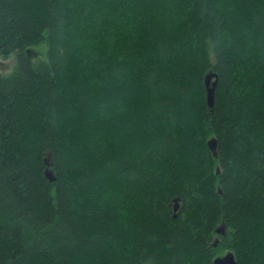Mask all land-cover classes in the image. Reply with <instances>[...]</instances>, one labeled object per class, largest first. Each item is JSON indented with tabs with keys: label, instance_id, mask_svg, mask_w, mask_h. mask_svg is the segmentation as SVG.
Returning <instances> with one entry per match:
<instances>
[{
	"label": "trees",
	"instance_id": "16d2710c",
	"mask_svg": "<svg viewBox=\"0 0 264 264\" xmlns=\"http://www.w3.org/2000/svg\"><path fill=\"white\" fill-rule=\"evenodd\" d=\"M12 55L0 264H264V0H0Z\"/></svg>",
	"mask_w": 264,
	"mask_h": 264
},
{
	"label": "water",
	"instance_id": "95a60500",
	"mask_svg": "<svg viewBox=\"0 0 264 264\" xmlns=\"http://www.w3.org/2000/svg\"><path fill=\"white\" fill-rule=\"evenodd\" d=\"M218 83H219V77L217 74L210 73L205 78L207 103L210 108H213L215 104V95H216ZM217 145H218V142L215 138L208 141L209 150L212 152L214 157L218 156ZM46 177L50 181H55V178L52 177L49 171L46 172ZM179 207H180L179 203H176L174 211L177 212ZM216 231H217V234H225V226H221ZM217 245H218V242L214 244L215 247ZM213 264H237V262H236L234 254L229 252L223 257H217L214 260Z\"/></svg>",
	"mask_w": 264,
	"mask_h": 264
},
{
	"label": "rangeland",
	"instance_id": "374dc122",
	"mask_svg": "<svg viewBox=\"0 0 264 264\" xmlns=\"http://www.w3.org/2000/svg\"><path fill=\"white\" fill-rule=\"evenodd\" d=\"M34 51H36V53L32 54V56H36L37 58H34L33 62L48 60L47 44H42L40 46L35 47ZM16 63V55H12L9 59H0V74L9 75L10 73H12L16 67Z\"/></svg>",
	"mask_w": 264,
	"mask_h": 264
},
{
	"label": "bare ground",
	"instance_id": "6f19581e",
	"mask_svg": "<svg viewBox=\"0 0 264 264\" xmlns=\"http://www.w3.org/2000/svg\"><path fill=\"white\" fill-rule=\"evenodd\" d=\"M219 144V143H218ZM227 233V232H226Z\"/></svg>",
	"mask_w": 264,
	"mask_h": 264
}]
</instances>
